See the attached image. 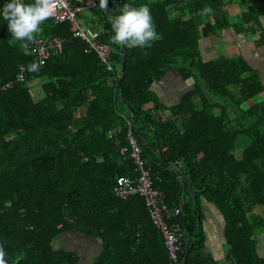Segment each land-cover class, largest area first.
Instances as JSON below:
<instances>
[{
	"label": "trees",
	"instance_id": "obj_1",
	"mask_svg": "<svg viewBox=\"0 0 264 264\" xmlns=\"http://www.w3.org/2000/svg\"><path fill=\"white\" fill-rule=\"evenodd\" d=\"M6 2L0 0V10ZM125 3L148 4L160 38L150 48L126 46L118 86L121 53L111 43L109 16ZM263 4L251 0L243 10L244 30L256 29ZM222 6L223 0H108L107 10L93 8L103 29L97 38L111 48L112 69L95 52L84 51L86 42L72 35L67 21L41 25L37 36L61 35L63 46L40 60L21 42L8 43L12 37L0 16V82L12 78L18 65L25 67L23 79L0 91V245L8 264H77L76 250L54 243L65 231L99 239L88 264L168 260L162 232L142 197L119 198L112 191L119 175H135L131 159L119 153L126 119L163 201L182 206L181 216L174 215L184 229L177 264H264L254 237L264 228V132H249L251 140L236 152L239 127L228 125L220 103L232 98L228 85L245 97L261 85L246 73L242 58L199 56L198 38L227 24ZM205 7L212 12L199 15ZM32 62L41 63L39 72L28 70ZM171 68L197 80L177 103L165 105L150 85ZM185 190L191 191L188 199ZM199 195L223 215V262L203 249ZM257 206L262 210L255 211Z\"/></svg>",
	"mask_w": 264,
	"mask_h": 264
},
{
	"label": "crops",
	"instance_id": "obj_2",
	"mask_svg": "<svg viewBox=\"0 0 264 264\" xmlns=\"http://www.w3.org/2000/svg\"><path fill=\"white\" fill-rule=\"evenodd\" d=\"M89 1L90 0H74L73 2L76 5H82ZM250 3L251 0H227L225 3L223 2L222 9L227 24L222 27L214 28L211 32L201 35L198 38L199 56L202 60L215 58L217 56H225L234 59L242 58L245 63L249 65V70H247L246 73L252 74L261 85L260 90L250 97H245L240 93L237 86L228 85L227 88L232 98L220 99V102L224 105V115L229 119L228 125L232 126V129L239 127L235 131V136H243L240 138L241 142L251 140L249 132L254 133L257 127L261 129L260 132H264V38H260V31L264 30V4L258 7L257 16L254 18L256 29L252 31L243 29L242 16L243 10H245ZM93 8L96 7L79 9L78 17L86 29L95 32L94 37L97 38L103 29L101 28V22L97 20L98 17L95 15L96 10ZM195 80V74L182 77L176 69L171 68L154 79L150 88L154 91L158 100L163 104L172 105L178 102L183 92L193 87ZM216 110H218V107L215 111ZM243 128H246V131H244ZM241 149L242 146L236 145V152H239ZM161 160L166 167L167 164L162 158ZM178 164H181V161L178 160ZM178 178H181V176ZM186 191L187 190H185V199H188L191 196V191ZM198 201H200L204 210L203 218L201 219L204 233L203 249L210 252L214 258L223 262L225 260L224 255L226 248L223 235V215L218 207L203 195L198 196ZM179 207H182L180 203ZM254 210L261 211L262 208L257 206ZM66 236H75L83 240L84 237H87L88 241H94L97 246V251L91 253L94 256L101 247L98 238L83 235L77 231L59 233L54 237V242L59 246L70 249L65 244ZM254 237L256 241V251L260 256L264 257V228L258 230V233ZM85 256L86 258L84 257V261L81 255H79L77 263L88 264L91 257L88 256V254Z\"/></svg>",
	"mask_w": 264,
	"mask_h": 264
},
{
	"label": "built area",
	"instance_id": "obj_3",
	"mask_svg": "<svg viewBox=\"0 0 264 264\" xmlns=\"http://www.w3.org/2000/svg\"><path fill=\"white\" fill-rule=\"evenodd\" d=\"M7 0L6 3H8ZM97 0H91L87 4L74 5L72 0H64L63 6L58 8L51 18L54 22L67 21L72 35L87 40L84 51H93L104 63L106 69H112L113 61L110 58V49L107 44L94 40L95 32H91L81 26L75 19L77 10L92 6ZM63 46L61 35L37 36L34 43H27L22 46L27 53H33L40 60L48 58L51 54L60 52ZM25 67L18 65L14 76L8 80L0 82V91L7 90L12 85L23 79ZM127 130L125 134L126 142L119 148L122 157H128L133 164L135 175L133 177L122 174L116 178V183L112 187L114 195L125 197L129 194L137 193L143 199L144 206L152 222L159 227L162 232L163 242L167 250L168 260L162 264H177L178 250L184 237L182 221L176 220L175 214L180 215V208L170 207L163 201V193L153 185L150 167L141 156V146L132 131L131 122L126 119ZM181 216V215H180Z\"/></svg>",
	"mask_w": 264,
	"mask_h": 264
},
{
	"label": "clouds",
	"instance_id": "obj_4",
	"mask_svg": "<svg viewBox=\"0 0 264 264\" xmlns=\"http://www.w3.org/2000/svg\"><path fill=\"white\" fill-rule=\"evenodd\" d=\"M63 3L64 0H32L31 3H26L25 0H9L0 10V16L7 22V31L12 37L8 43L15 45L21 42L22 46L29 42L34 43L42 31L41 25L51 19ZM93 6L107 10L108 0H97L96 4L89 7ZM211 12L210 7H205L199 15L206 16ZM112 30L114 34L111 43L118 47L150 48L160 38L148 4L133 6L125 3L119 14L112 19ZM40 68L41 63L38 62H32L28 66L31 72H39ZM6 255V250L0 245V264H8Z\"/></svg>",
	"mask_w": 264,
	"mask_h": 264
},
{
	"label": "rangeland",
	"instance_id": "obj_5",
	"mask_svg": "<svg viewBox=\"0 0 264 264\" xmlns=\"http://www.w3.org/2000/svg\"><path fill=\"white\" fill-rule=\"evenodd\" d=\"M226 1L227 0H223L224 3ZM196 80H197V78H196ZM218 108L220 109V106ZM241 137H243V136H241V135L235 136L234 137V141H235L234 143H236L237 145L239 143L242 144V142L240 141V138ZM199 203H200V201H199ZM200 212H201V219H202L203 218V212H204V210H203V207H202L201 203H200ZM54 243L56 244V242H54ZM65 244L67 245L68 248L73 249V250H76L79 253V255H81V258H83V260H84V257L86 258V256H85L86 254H88V256H90L91 259H92L94 257V255H92L91 253L97 251V246L94 243V241H92V242L91 241H88L87 237H84V240H83V239H81L79 237H75V236H66V238H65Z\"/></svg>",
	"mask_w": 264,
	"mask_h": 264
},
{
	"label": "water",
	"instance_id": "obj_6",
	"mask_svg": "<svg viewBox=\"0 0 264 264\" xmlns=\"http://www.w3.org/2000/svg\"><path fill=\"white\" fill-rule=\"evenodd\" d=\"M126 46H120V53H121V68H120V72L118 74V86L121 84L122 82V76H123V73H124V63H125V49ZM120 94V93H119ZM121 98H122V95L120 94ZM191 245H189V247L186 248L185 250V255L183 256V259H182V262L185 261L186 259V256H187V253H188V250L190 248Z\"/></svg>",
	"mask_w": 264,
	"mask_h": 264
},
{
	"label": "bare ground",
	"instance_id": "obj_7",
	"mask_svg": "<svg viewBox=\"0 0 264 264\" xmlns=\"http://www.w3.org/2000/svg\"><path fill=\"white\" fill-rule=\"evenodd\" d=\"M72 4H73V1H72ZM75 19L77 20V22L81 25V26H83V24L81 23V21L79 20V17H78V10H77V12H76V14H75ZM109 19L111 20V22H112V19H113V17L112 16H109ZM84 27V26H83ZM85 28V27H84ZM86 29V28H85ZM79 38H81V37H79ZM94 38V40L95 41H98V42H102V43H105V44H107L108 45V47H109V49H110V58H111V48H110V46H109V44L107 43V42H105V41H101V40H99V39H97L96 37H93ZM81 39H83V38H81ZM85 42H86V44H87V40L86 39H83ZM126 49V48H125ZM125 52H126V50H125ZM111 60H112V58H111ZM129 121H130V119H128ZM131 122V121H130ZM133 165V164H132ZM115 183H116V180H115ZM114 183V184H115ZM153 185H154V182H153ZM155 186V185H154ZM156 187V186H155ZM114 194V193H113ZM133 194H137V193H133ZM133 194H129V195H127V196H130V195H133ZM138 195V194H137ZM116 196V195H115ZM127 196H125V197H127ZM140 196V195H139ZM117 197H119V196H117ZM119 198H124V197H119Z\"/></svg>",
	"mask_w": 264,
	"mask_h": 264
}]
</instances>
